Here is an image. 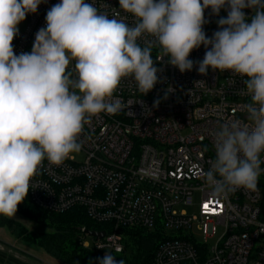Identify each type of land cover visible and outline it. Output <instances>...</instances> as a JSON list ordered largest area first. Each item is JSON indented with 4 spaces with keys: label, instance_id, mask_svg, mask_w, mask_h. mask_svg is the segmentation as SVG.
<instances>
[{
    "label": "clouds",
    "instance_id": "obj_1",
    "mask_svg": "<svg viewBox=\"0 0 264 264\" xmlns=\"http://www.w3.org/2000/svg\"><path fill=\"white\" fill-rule=\"evenodd\" d=\"M42 2L0 0V216H16L45 160L59 166L81 151L79 137L92 117L123 110L114 98L123 79L133 78L146 95L158 83L159 59L191 71L189 56L201 45L198 73L211 68L239 76L248 97L246 120L226 118L212 133L215 158L201 178L214 198L257 190L264 173V0H119L131 25L94 2L59 0L31 51L17 55L19 24ZM209 8L217 16L227 11L211 38L203 27ZM98 264L123 261L107 251Z\"/></svg>",
    "mask_w": 264,
    "mask_h": 264
},
{
    "label": "built area",
    "instance_id": "obj_2",
    "mask_svg": "<svg viewBox=\"0 0 264 264\" xmlns=\"http://www.w3.org/2000/svg\"><path fill=\"white\" fill-rule=\"evenodd\" d=\"M85 2L134 22L119 9V0ZM56 3L45 0L27 15L13 41L15 54L31 51ZM244 11L252 15L251 9ZM204 15V31L211 38L227 11L217 16L209 8ZM205 51L201 45L191 52L194 67L184 73L167 57L159 59L158 83L146 95L133 78L123 79L114 97L123 110L101 113L85 124L80 160L72 154L59 166L45 160L26 199L49 213L83 210L102 229L81 228L79 244L102 257L107 251L123 253L126 233L140 230L162 237L149 264H264V173L257 190L237 189L223 198H214L201 178L215 158L212 133L226 118L246 120L242 106L248 100L241 77L211 68L207 75L198 73L196 62ZM152 56L159 58L158 49ZM195 207L194 214L186 211ZM218 230L222 234L215 246L197 240ZM88 232L105 235L98 240Z\"/></svg>",
    "mask_w": 264,
    "mask_h": 264
},
{
    "label": "trees",
    "instance_id": "obj_3",
    "mask_svg": "<svg viewBox=\"0 0 264 264\" xmlns=\"http://www.w3.org/2000/svg\"><path fill=\"white\" fill-rule=\"evenodd\" d=\"M17 213L34 223L47 228L45 232H30L22 224L7 217L0 216V229H6L16 239L34 244L51 258L63 264H98L103 258L92 248L80 246L81 228L96 231L102 227L95 225L83 210L73 209L63 214L49 213L33 206L28 199L18 206ZM160 234L145 231H129L125 235L124 251L113 254L123 264H149L155 254ZM0 264H24L18 258L0 251Z\"/></svg>",
    "mask_w": 264,
    "mask_h": 264
},
{
    "label": "rangeland",
    "instance_id": "obj_4",
    "mask_svg": "<svg viewBox=\"0 0 264 264\" xmlns=\"http://www.w3.org/2000/svg\"><path fill=\"white\" fill-rule=\"evenodd\" d=\"M19 29H22V22L19 24ZM72 155L78 160L81 158L77 153H73ZM196 210V207L191 209L186 208V211L189 214H194ZM179 211H181V209H179ZM9 219L19 222L30 232L37 233L45 232L47 230L42 224L34 223L19 213H16L15 217ZM221 234L220 230H218L211 238H205L204 235L199 234L197 240L200 242H206L209 246H215L221 237ZM87 240L91 241L89 238H87ZM0 251L18 258L24 264H63L51 258L38 246L16 239L6 229H0Z\"/></svg>",
    "mask_w": 264,
    "mask_h": 264
},
{
    "label": "water",
    "instance_id": "obj_5",
    "mask_svg": "<svg viewBox=\"0 0 264 264\" xmlns=\"http://www.w3.org/2000/svg\"><path fill=\"white\" fill-rule=\"evenodd\" d=\"M88 235L90 236V237H93V238H95V239H102L103 237H104V233L102 232V233H98V232H88Z\"/></svg>",
    "mask_w": 264,
    "mask_h": 264
}]
</instances>
